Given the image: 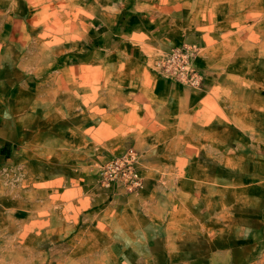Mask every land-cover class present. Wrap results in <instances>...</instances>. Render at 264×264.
I'll list each match as a JSON object with an SVG mask.
<instances>
[{
	"label": "rangeland",
	"instance_id": "1",
	"mask_svg": "<svg viewBox=\"0 0 264 264\" xmlns=\"http://www.w3.org/2000/svg\"><path fill=\"white\" fill-rule=\"evenodd\" d=\"M142 67L188 90L217 89L236 99L234 112L252 125L239 147L249 136L264 145V97L252 96L264 94V0H0V117L27 111L33 122L26 161L18 155L0 170V264H110L113 258L82 256L93 242L67 240V231L51 224L46 180L52 151L65 155L68 144L83 142L67 135L87 110L83 101L93 98L83 95L101 86L109 105L119 90L132 89ZM234 90L251 96L231 97ZM36 113L43 119L37 128ZM40 177L35 216L29 188Z\"/></svg>",
	"mask_w": 264,
	"mask_h": 264
},
{
	"label": "crops",
	"instance_id": "2",
	"mask_svg": "<svg viewBox=\"0 0 264 264\" xmlns=\"http://www.w3.org/2000/svg\"><path fill=\"white\" fill-rule=\"evenodd\" d=\"M132 83L109 105L101 86L83 95L93 98L83 101L81 123L76 118L67 127L82 144L50 156L51 224L65 229L67 240L93 242L82 256L113 258L110 264H264V145L249 136L248 146L239 147L243 129L252 128L243 112H234L239 102L217 89L188 90L144 67ZM30 115L0 117V170L18 155L26 161ZM42 120L36 113L34 126ZM130 147L140 157L142 187L126 193L115 184L95 185L93 165ZM43 186L40 177L28 189L35 216Z\"/></svg>",
	"mask_w": 264,
	"mask_h": 264
},
{
	"label": "built area",
	"instance_id": "3",
	"mask_svg": "<svg viewBox=\"0 0 264 264\" xmlns=\"http://www.w3.org/2000/svg\"><path fill=\"white\" fill-rule=\"evenodd\" d=\"M139 154L133 148L100 165L97 170V183L104 188L115 184L131 193L142 187L143 178L138 169Z\"/></svg>",
	"mask_w": 264,
	"mask_h": 264
}]
</instances>
